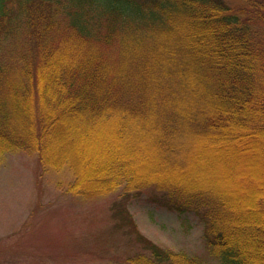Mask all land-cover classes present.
Here are the masks:
<instances>
[{"label":"trees","instance_id":"trees-1","mask_svg":"<svg viewBox=\"0 0 264 264\" xmlns=\"http://www.w3.org/2000/svg\"><path fill=\"white\" fill-rule=\"evenodd\" d=\"M240 1L0 0L1 155L42 157L50 135L99 133L125 149L101 161L116 173L90 197L152 190L198 217L218 264H264V191L248 202L260 214L251 215L206 179L138 180L126 168L148 153L185 168L196 148L264 140V0ZM118 201L115 226L144 246ZM146 242L150 256L130 264H205Z\"/></svg>","mask_w":264,"mask_h":264},{"label":"rangeland","instance_id":"rangeland-1","mask_svg":"<svg viewBox=\"0 0 264 264\" xmlns=\"http://www.w3.org/2000/svg\"><path fill=\"white\" fill-rule=\"evenodd\" d=\"M91 135L88 139L50 135L42 157L0 152V264H130L128 259L136 254L150 256L146 240L166 251L218 264L204 241V225L198 217L168 209L152 190L140 198L121 196L123 187L106 196L90 197L91 191L104 188L103 182L116 173L112 167L104 171L107 155L116 153L115 148L125 149L110 145L99 133ZM82 149H88V167L82 165ZM140 156L127 158L133 165H126L138 180L168 177L186 183L206 179L199 181L220 191L225 188L245 213L260 215L248 202L264 191V140L240 142L223 151L196 148L184 154L185 168L162 161L157 153ZM66 157L76 165L67 164ZM118 199L146 238L144 246L127 228L115 226L111 206Z\"/></svg>","mask_w":264,"mask_h":264}]
</instances>
